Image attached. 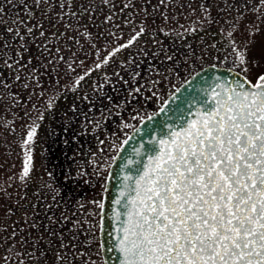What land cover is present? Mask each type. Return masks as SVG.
<instances>
[{
    "label": "snow or ice",
    "instance_id": "obj_1",
    "mask_svg": "<svg viewBox=\"0 0 264 264\" xmlns=\"http://www.w3.org/2000/svg\"><path fill=\"white\" fill-rule=\"evenodd\" d=\"M247 47L232 48L245 74ZM197 91L193 118L157 142L161 147L135 177H124L131 183L121 192L123 219L116 229L121 264H264V73L255 83L245 75L231 86L217 78ZM35 132L28 131L22 148ZM30 153L27 148L21 181L30 174Z\"/></svg>",
    "mask_w": 264,
    "mask_h": 264
},
{
    "label": "rangeland",
    "instance_id": "obj_2",
    "mask_svg": "<svg viewBox=\"0 0 264 264\" xmlns=\"http://www.w3.org/2000/svg\"><path fill=\"white\" fill-rule=\"evenodd\" d=\"M167 1L181 3L180 7L176 6V9H172L167 16L173 25L181 23L169 30L173 34L172 46L183 47V43L187 44L185 68L181 65L182 68L179 69L183 58L175 56L167 59V64L171 68L167 69L170 71L167 74L168 86L173 88L177 79L183 82L198 69L216 64L215 47L219 48L224 40L220 35L217 36L215 33L213 35L214 30L221 31L240 51H245V45H248L246 53L249 72L243 73L247 79L255 82L257 76L264 73V0ZM87 2L88 0H75V6L70 7L67 0H41L39 4L37 0H12V3L0 0V8L3 9V13H0V69L6 70L5 74L0 70V264H10L9 261L11 264H21L22 258L39 259L37 260L39 263L34 264H102L98 243V219L104 177L126 134L142 118L151 114L162 100L156 101L154 105L151 102L138 106L128 102L123 107L120 119L107 125L108 131L104 141L106 153H99L98 156L105 159L97 168H101V165L106 167L100 171L96 183L90 184L86 189L85 200L74 202L69 209L67 207L71 205V201L63 210L61 208L54 214L47 213L44 208H38L40 204L27 196L34 182L45 178L46 174L41 169L42 154L37 152L35 147L38 145L43 147L44 137L41 132L38 133L42 123L39 122L40 115L37 112L44 104L49 103L50 99L47 102L36 99L40 98L41 91L45 99L49 98L46 89H49L47 83L52 79L46 75V71L42 72L41 78L38 75L41 71L32 67L29 70L31 74L29 83L32 84L33 90L29 91L28 98L24 93L14 90L25 82L23 79L25 65L22 64V60L28 52L38 51V42L42 37L46 36L45 40L48 41L56 34V29L61 28L58 18H70L69 10L86 12ZM243 3H247V7ZM61 4L64 5L63 8ZM14 21L23 23L18 25ZM29 27L33 28L31 34L27 32ZM9 28L14 31H8ZM16 31H19V36L15 34ZM41 31L44 32L43 36L40 35ZM229 32H232L231 37L228 36ZM35 56L27 55L25 61H35ZM236 59L234 56L231 64L240 72V66L234 62ZM254 61L256 63H253ZM7 84L17 94L15 97L17 100L10 106L5 102ZM41 86L44 90H40ZM152 91H144V94L153 101L155 96ZM36 101L43 104L38 107L37 112ZM54 119V116L50 115L49 124H53ZM32 127L36 128L33 140L26 148H22L21 144ZM27 148L31 149V170L29 176L21 181L20 172ZM77 171L78 169L75 172ZM38 213L42 214V232L37 229ZM76 238L81 242L74 243L73 240ZM24 240L30 244L25 245ZM25 246L26 254L22 251Z\"/></svg>",
    "mask_w": 264,
    "mask_h": 264
},
{
    "label": "flooded vegetation",
    "instance_id": "obj_3",
    "mask_svg": "<svg viewBox=\"0 0 264 264\" xmlns=\"http://www.w3.org/2000/svg\"><path fill=\"white\" fill-rule=\"evenodd\" d=\"M67 1L70 7L75 6V0ZM178 2L88 0L86 12L69 10L70 18H58L61 28L56 29V34L48 41L45 40L46 36L42 37L38 42V51L28 52V56L36 55L35 61H25L27 55L23 58L25 82L14 90L28 98L29 91L33 90L29 83V70L32 67L41 71L38 74L41 78L42 72L46 71V75L52 79L47 83L49 89H46L49 98L45 99L41 91L40 98L36 99L42 102L50 99V102L44 106L38 101L35 104L36 112L38 107L43 106L37 112L42 123L38 133L44 135L43 147L38 145L35 148L42 154L41 169L46 174L45 178L34 182L27 196L40 204L38 208L55 214L71 201L67 207L69 209L74 202L85 200L86 189L96 183L100 171L106 167L101 165V168H97L105 159L98 156L99 153H106L104 141L107 125L120 119L123 107L128 102L136 106L151 102L154 105L162 99L160 105L181 83L177 79L173 88L167 85V74L170 72L167 69L171 70L167 59L175 56L183 58L179 69L182 66L185 68L187 59V44L183 43V47L172 46L173 34L169 31L172 26L181 24L173 25L167 18L172 9L181 6ZM243 5L247 7V3ZM233 18L236 19L234 15ZM141 28L143 34L130 47L122 48ZM214 33L226 42L220 44L219 48L215 47L217 62L214 65L235 69L231 64L235 56L231 40L219 30H214ZM118 47L120 51L116 52ZM113 52L115 54L110 55ZM106 57L108 63L104 64ZM97 64L101 67L97 68ZM0 70L6 73L4 68ZM81 76L84 79L76 84ZM14 90L7 84L5 102L9 106L17 100ZM40 90H44L42 86ZM147 90H153V101L145 96L144 91ZM50 115L55 118L53 124H49ZM36 221L37 229L42 232V214H37ZM73 241L76 244L81 242L77 238ZM23 243L30 244L26 240ZM26 247L22 250L24 254ZM37 260L22 258L20 263H39Z\"/></svg>",
    "mask_w": 264,
    "mask_h": 264
},
{
    "label": "water",
    "instance_id": "obj_4",
    "mask_svg": "<svg viewBox=\"0 0 264 264\" xmlns=\"http://www.w3.org/2000/svg\"><path fill=\"white\" fill-rule=\"evenodd\" d=\"M217 78L231 86L244 76L231 68L214 65L198 69L173 90L159 108L142 118L118 146L102 192L104 207L99 210L98 241L102 264H121L122 255L117 251L116 243L119 233L116 229L123 219L119 215L125 202L121 192L125 183H131L125 181L124 177H135L137 171L149 163V157L155 154L153 149L159 150L161 147L157 142L167 138L170 129H178L185 120L193 118L192 113L199 107L197 99L201 95L197 90L215 83ZM137 151L140 155H137Z\"/></svg>",
    "mask_w": 264,
    "mask_h": 264
}]
</instances>
